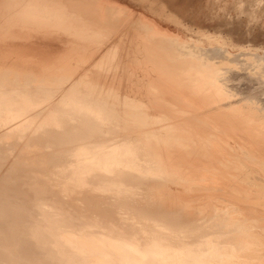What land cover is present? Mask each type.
Wrapping results in <instances>:
<instances>
[{"label": "bare ground", "instance_id": "bare-ground-1", "mask_svg": "<svg viewBox=\"0 0 264 264\" xmlns=\"http://www.w3.org/2000/svg\"><path fill=\"white\" fill-rule=\"evenodd\" d=\"M233 27L0 0V264H264V46Z\"/></svg>", "mask_w": 264, "mask_h": 264}, {"label": "rangeland", "instance_id": "rangeland-1", "mask_svg": "<svg viewBox=\"0 0 264 264\" xmlns=\"http://www.w3.org/2000/svg\"><path fill=\"white\" fill-rule=\"evenodd\" d=\"M164 1L187 23L217 28L231 19L236 42L253 47L264 46V0ZM240 3L242 9L238 12Z\"/></svg>", "mask_w": 264, "mask_h": 264}]
</instances>
